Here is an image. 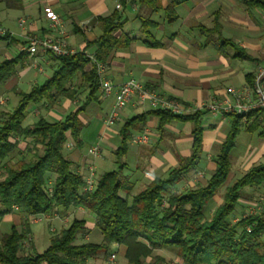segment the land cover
Returning a JSON list of instances; mask_svg holds the SVG:
<instances>
[{"label": "trees", "instance_id": "1", "mask_svg": "<svg viewBox=\"0 0 264 264\" xmlns=\"http://www.w3.org/2000/svg\"><path fill=\"white\" fill-rule=\"evenodd\" d=\"M136 1L140 7L151 11L162 10L164 21L172 24L177 20L175 8L183 0H166L165 4L163 0ZM242 3L248 13L252 10L264 12V0H242ZM138 19L144 43L157 44L151 30L159 23L142 15H138ZM98 21L102 33L95 41L92 57L104 63L114 48L127 46L131 38L124 33L115 34L120 26L118 15L99 17ZM213 29L219 31L217 23ZM207 30L201 26V31L211 36ZM226 44L236 48L231 40L219 42L220 47ZM235 57L245 59L248 55L237 50ZM19 58L21 54L18 58L0 62V84L12 75ZM57 58L59 68L49 78L27 93L19 92L15 108L0 113V165L3 170L0 217L12 211L14 205L26 215H52L55 211L81 206L95 216L102 238L99 243L89 240L76 243L79 233L84 232L85 221L73 218L67 227L51 232L43 251L36 252L33 248L28 251L22 247L30 234L29 222L25 219L21 229L11 226L10 231L1 236L0 264H87L88 259L107 251L113 244L124 247L127 264H145L146 259H149L146 264H166L163 254H153L156 249L173 252L177 259L173 264H264V207L230 222L242 189L264 183V163L253 165L226 186L222 202L210 218L204 215L206 204L226 181L230 151L240 129L258 131V135L264 137V108L249 112L245 120L239 114L225 113L231 119V127L216 157L214 173L205 183L182 192L175 191V186L197 167L202 153L201 112L174 115L167 110H152L151 113L158 116L159 129L173 118L192 121L190 153L180 158L165 177H155L130 200L119 193L124 186L121 157L126 153L132 132L142 131L146 126V116L138 114L125 119L118 131L120 143L115 150L118 169L99 174L93 189L84 191L82 173L66 156L64 148L68 138L81 147L79 134L84 123L79 114L83 108L69 112L62 120L49 121L40 116L34 122L22 125L29 103L51 105L60 95L73 96L75 90H70V86L79 73L80 82L89 91L88 101L96 99L94 94L98 92L99 82L94 61L83 50ZM253 78L248 79L250 85ZM22 141L25 143L23 149L19 147Z\"/></svg>", "mask_w": 264, "mask_h": 264}, {"label": "crops", "instance_id": "2", "mask_svg": "<svg viewBox=\"0 0 264 264\" xmlns=\"http://www.w3.org/2000/svg\"><path fill=\"white\" fill-rule=\"evenodd\" d=\"M216 1L220 2L221 6L224 4L227 7L228 0H188L186 2L187 6L183 7L181 14L175 10L177 13V20L175 22L168 24L164 21V18L157 21L159 23L158 27L151 30V35L157 41V44L147 45L143 41V33L138 19V15H142V7L138 5L136 0H0V25L6 32L5 36H0V62L18 58L21 54L20 61L16 65L12 75L4 83L0 84V97H8L7 101H5L6 103L2 106L4 110L1 113L10 112L8 109L11 105L10 93L14 94L19 100V92H29L33 86L42 84L59 68L57 56L51 53H44L38 50L34 55H29L24 50L27 36L37 35L42 37L53 35L62 39L69 48L77 52L83 50L86 55H92L96 47L95 41L102 33L101 23L98 21V18L112 16L113 14L118 15L120 24L115 34L124 33L131 38L127 46L114 48L104 62L103 76L108 78L115 86H118L128 78H134L164 97L176 99L189 105H193L194 102L199 100H224L225 98L232 100V95L227 92V88L250 86L248 82L249 77L254 76L258 67L264 65V46L259 40L261 32L264 29H261L258 18L262 16V13L256 12L258 14L256 15L253 11L248 13L244 9L238 18H234L241 28L236 33H232L229 30V37H223V27L220 18L221 9L217 8L212 12L208 11L211 4ZM233 1L235 0H231V2ZM182 4L180 3V5ZM45 7H50L60 17L61 26L64 31L63 36H60L58 30L51 27L49 21L45 18ZM203 19H209V23L203 24L199 22ZM189 20L196 21L197 24L195 25L194 22L190 23ZM176 22L180 27L188 24V27L185 25L186 29H188V34H194L195 28L200 33L205 34V32L201 31V26H203L210 30H207V32H211L212 35L216 34L219 38L218 40H205L204 43H195L187 39L183 35V32L177 31L179 30L178 28L170 33L166 32L165 25H173ZM216 23L220 28L219 31L213 29ZM234 35L239 39L234 40ZM223 39L233 41L236 48L230 44L220 47L219 42ZM228 46L230 50H226ZM237 50L245 51L248 58L235 57ZM243 62H247L251 66H244ZM89 65L90 63H88ZM80 75V73L77 74L78 78L74 79L70 86V90H75L73 96L60 95L51 105L35 104L32 115L36 117V120L40 116H43L49 121H55L62 120L69 112L83 108L79 114L84 123V127L79 134L82 142L81 147L74 144L70 138L64 143L66 152H74L73 157L67 156V154L66 156L70 158L78 171L83 173L85 170H89V168L95 170V161L97 159H101L103 162L108 161L107 158L101 155L95 158L89 156L85 150L86 147L95 145L100 148V143L109 145L117 163L115 150L120 140L117 145L113 144L111 140L113 135L120 138L118 131L122 124L115 128L118 122L113 124L114 127L111 130L105 129L104 120L113 104V95L101 97L98 91L94 94L96 99L88 101L89 91L80 82ZM18 100L12 102V105H14L13 109L17 105ZM93 103L104 110V114H98L97 116L101 127L97 130L96 137H94L95 135L92 132H86V129H89L90 121L95 118L92 116L90 117L92 119H87V116H85L87 109ZM40 110H43V112L39 113L38 111ZM152 110L154 109H151L147 104L140 105L137 102H131L121 110L120 119L123 120L138 114H145V127L149 128V130L154 128L156 133L149 144L127 142L126 153L121 157V160L129 154L133 155L135 160L144 156L148 159L149 165L143 168L140 165L137 166L136 172L129 176L125 171L127 170V165L122 162L124 163V167L121 170V177L124 182L122 192L126 196L131 195L134 185H140L145 188L155 177H165L171 168L177 166L181 153L174 152L175 150L172 151L173 145L168 147V143H166L168 139L174 140V146H185L183 151L186 153L183 154V157L190 153L192 121L173 118L159 129L157 126L158 116L152 114ZM197 111L192 110L188 115ZM198 112H201L200 120L203 128L202 153L197 167L189 171L175 186V191L177 192H182L197 184L205 183L214 173L216 157L230 131L231 119L227 114H213L207 110H200ZM38 113L40 115H37ZM186 123L190 124V132L187 137L181 140L180 133L185 129V126L182 125ZM83 130L84 132L81 134ZM242 130L249 134H255L261 141L264 139V137L258 135V131L248 132L244 128L240 129L238 135ZM90 135L94 138V144L85 147L84 137H89ZM161 143L167 145L165 146L167 148L163 149L160 147ZM24 146L25 143L23 141L20 142L19 147L23 149ZM250 152V155L243 164L245 172L253 165L264 163L259 162L264 158V142H261L258 148ZM103 162L101 161L100 163L103 164ZM106 171L104 170L101 173ZM244 188L246 189L243 193L247 190H260L262 193L260 198L263 199L264 183L259 187L246 186ZM222 197L216 198V204L218 203L216 207L222 202ZM241 204L243 206L241 205L239 209L246 212L249 206L245 205L243 199ZM55 212L53 213L55 218L48 228L49 232L51 229L54 231L55 228L56 231H59L61 228L67 227L73 218H78L85 221V229L84 232L79 233V239L81 238L80 240L82 241L89 239V230L96 224L93 213L81 206H73L67 211ZM239 213L238 211L237 215ZM69 218H71L70 221L68 220ZM25 219H27L25 214L12 210L0 217V225L3 221H9L11 222L9 231L11 226H15L19 230L22 228ZM33 223L37 222H29V226L34 243V235L31 228V224ZM47 223L50 224L48 221ZM8 232L2 233L0 239L3 234ZM32 248L35 249V245ZM122 252H124V247Z\"/></svg>", "mask_w": 264, "mask_h": 264}, {"label": "rangeland", "instance_id": "3", "mask_svg": "<svg viewBox=\"0 0 264 264\" xmlns=\"http://www.w3.org/2000/svg\"><path fill=\"white\" fill-rule=\"evenodd\" d=\"M188 0H183V6L182 5H178L175 10L177 11V13H182L183 12V7L184 6H187L186 2ZM167 1L166 0H163V4H165ZM217 8H220V18H221V22H222V35L223 37H229V30L232 31V33H236L239 28H241V26L239 24H237L234 20V18H238L239 14L240 13H243L241 11H244V8H243V4H242V0H235L233 2H231V0H228L227 1V7L223 4V6H221L220 2L216 1L215 3H212L211 6L208 8V11L209 12H212L214 9H217ZM254 12V14L258 15L256 12H259V13H262V16L261 17H258L259 18V21H260V26H261V29H264V12L262 11H259V10H252ZM251 11V12H252ZM142 16H146V17H150L151 19H154L156 21H160L162 20L164 17H163V11L162 10H159V11H151L150 9L146 8V7H142ZM190 23H193L196 25L197 22L196 21H191L189 20ZM199 22H202L203 24H208L209 23V19H203ZM177 23V22H176ZM173 24V25H168L166 24L165 25V30L166 32L170 33L172 31H175L177 30V28L179 30V32H183V35L187 38V39H190L191 42H200V43H204L205 40H212V39H216L218 40V36L216 34L214 35H211V36H208L206 33H200L198 31L197 28H195L194 32L195 33H199V34H188V29H186V26L188 24H185L184 26L180 27L178 26V23L177 24ZM1 26V25H0ZM2 27V26H1ZM188 27V26H187ZM186 35H185V34ZM261 38H259L260 42H262V45L264 46V30L261 32ZM230 38H233V37H230ZM234 40L236 39H239L237 38V36L234 35ZM226 50H230V47L228 46ZM55 56V55H54ZM244 66H251L250 64H248L247 62H243L242 63ZM261 68L263 69L264 68V65H261L258 67V69L256 70L255 74L259 71V69L261 70ZM246 71V70H245ZM260 72V71H259ZM254 74V76H255ZM253 82V81H252ZM230 88V87H229ZM231 88H234V87H231ZM243 88V87H241ZM7 97V96H6ZM9 97H10V100H11V105L9 106V111H11L13 109V106L12 105V102L13 101H17V97L10 93L9 94ZM1 98V97H0ZM2 98H5V96ZM8 98V97H7ZM7 98L6 101H7ZM132 102H135L132 101ZM6 102H4L3 104L0 105V113L2 112V110H4L2 108V106L5 104ZM97 105L95 103H93L86 111V115L87 116V119H92L90 117L94 116L95 118L92 119L89 123V129H86V132H92L96 137L97 135V130L100 129L101 125L100 122L97 120V116L98 114H104V110L103 109H100L98 106L96 107ZM114 106V101H113V104L111 106V109L113 108ZM127 106V105H126ZM35 107V104L34 103H29L27 108H26V111H27V116L26 118L22 121V125H26L28 123H31L33 121L36 120V117H34L32 115V110L34 109ZM124 108V107H123ZM119 109L118 110V117H116V119L114 120L113 124H116L118 123L115 128L117 126H119L120 124L123 123V119H120V115H121V110L123 109ZM110 109V111H111ZM41 111L43 112V110H40L38 111L39 113H41ZM109 111V113H110ZM37 114V115H40V114ZM108 116V115H107ZM106 116V117H107ZM105 123V122H104ZM113 124L111 125H107L105 126V129L106 130H111V128H113ZM182 126H185V129L184 127H182L184 130L181 131L180 135H181V140L185 137H187L189 135V129H190V124L189 123H186L185 125H182ZM84 130L82 131L81 134H83ZM155 129L154 128H151V130L149 131V135H150V142H152V139L153 137H155ZM84 140H85V147L88 146V145H92L94 144V138L92 135H90L89 137H84ZM120 138L119 136H114L113 135V138L111 140V142L113 144H116L119 142ZM174 140L172 141L171 139H168V141L166 143H168V147H170L171 145L172 146V151L174 152H177V153H181L179 155V157H183V154L186 153L185 151H183L185 149V146L183 145H179V146H174ZM261 142H264V139L263 141H261L260 139H258L255 134H249L245 131H241L240 134L237 136L236 138V143H235V146L234 148L232 149V151L230 152V157H229V161H230V168H229V173H228V176H227V179L224 183V185H222L216 195L206 204L205 208H204V215H205V218L209 219L213 210L216 208V198L217 197H222V194L224 192V189L227 185H230L232 184L235 180H237L239 177H241L244 173H245V170H243V164L245 162V160H247V157L250 155V151H252L253 149H256L258 148L260 145H261ZM148 143V144H149ZM100 148H101V152H100V155L103 156L104 158H107V162H103V160L101 159H97L95 161L96 163V166H95V170L92 169V172L94 174V181L96 180V178L98 177V173H101L102 171L104 170H107V171H110V170H117L118 167V163H116L115 161V155L114 153L112 152V149L109 145H105L104 143H100ZM167 145L161 143L160 147H162L163 149L167 148L165 147ZM189 147V145H188ZM187 147V148H188ZM89 148V147H88ZM87 147L85 148V150L87 151L88 149ZM99 148V149H100ZM218 149V148H217ZM216 149V150H217ZM67 156H70V157H73V154L74 152H66ZM18 157V156H17ZM16 158V156L13 157V160ZM101 158V157H100ZM103 162L100 163V162ZM121 162H124L126 163L127 165V170L126 173L130 175L134 174L136 172V168L137 166L140 165V167H145L146 165H149L148 163V159L145 158L144 156L142 158H138V160H135V158L133 157V155H126L124 158H122ZM259 162H264V158H262ZM258 162V163H259ZM104 163H107V164H104ZM257 163V162H256ZM88 169L85 170L82 174H87L88 173ZM96 171V172H94ZM2 175H3V170H2V165H0V178H2ZM122 179V177H121ZM143 188V186H140V185H134L133 187V191L131 193V195H127L126 197L128 198V200L131 199L132 197V194H136L139 190H141ZM246 188H244L242 191H241V197L240 199L238 200V205L236 206L235 210L233 211V213L230 215V222L231 223H234L236 222L237 220H239V218H241L242 216L246 215V214H254L255 212H258L259 210H261L263 207H264V196H263V199L260 198L261 196V192L260 190L257 189V191H250V190H247L243 193V191L245 190ZM120 195L122 196H125L124 193L121 191H119ZM243 193V194H242ZM242 199L245 201V205H248L249 207H247V211L245 212L244 210H240V206L243 204H241V201ZM244 208V207H242ZM12 210L14 211H17L19 212L20 209L19 207L17 206V208H12ZM240 212L238 215H237V212ZM21 213H23L22 211H20ZM56 213V212H54ZM25 214V213H23ZM26 215V214H25ZM237 215V216H236ZM55 216V215H54ZM52 215L50 214H46V213H37V214H32V215H26L27 217V220L28 222H37V223H33L31 224V228H32V231H33V235H34V243H33V238L31 236V234H28L27 235V239L23 241L22 243V247L25 249V250H28L30 251L31 248H32V245H35V250L36 252H41L43 251V249H45V247L47 246L48 244V237L51 235V232L53 231V229L50 230V232L48 231V228L50 227L49 225L52 224V220L55 218ZM46 220V222H45ZM69 221L71 220V218L68 219ZM47 221L50 223L48 224ZM11 225V222L9 221H3L2 224L0 225V235L4 232H8L9 231V227ZM53 227V225H52ZM250 227H247V230H249ZM56 231V228L53 232ZM89 233H90V237H89V241L90 242H93V243H99L101 241V233H100V230L99 228L97 227V225H93V227L89 230ZM81 239V238H80ZM79 239V235L77 237V240H76V243H79L80 240ZM123 247L122 246H117V245H111L107 251H102V252H99L96 257L92 258V259H88L87 261V264H127V261L123 255ZM114 254L115 257L114 259L111 261L110 260V254ZM157 253H160V254H163V256L165 257V263L166 264H173L175 261H177L176 257L174 256V253L169 251V250H166V249H156L153 251V254H157ZM149 259H146L145 260V264L147 263Z\"/></svg>", "mask_w": 264, "mask_h": 264}, {"label": "built area", "instance_id": "4", "mask_svg": "<svg viewBox=\"0 0 264 264\" xmlns=\"http://www.w3.org/2000/svg\"><path fill=\"white\" fill-rule=\"evenodd\" d=\"M44 16L49 21L50 26L58 30L60 36L64 35L61 26V19L56 12L50 7L44 8ZM23 22V21H22ZM5 29L0 26V36L5 35ZM24 50L29 55H34L38 50L48 52L55 56L71 55L77 53L76 50L69 48L66 43L53 35L39 37L37 35H29L26 38ZM95 63L96 73L98 75V91L101 97L113 95L114 106L108 116L105 118V125L113 124L118 117V110L125 107L135 100L138 104H147L151 109H160L170 111L174 115H186L192 110H207L210 113H235L242 116L245 120L246 115L255 110L264 108V68L255 74L253 82L250 86L243 88H227V92L232 95V100L225 98L224 100H207L196 101L193 105L180 102L176 99L167 98L156 91L144 86L141 82L134 78H128L118 86H115L108 78L103 76L104 63L97 62L88 55ZM6 101L0 98V105ZM108 127V126H107ZM149 128L144 127L142 131L132 132L130 142L135 144H148L150 142ZM100 149L98 146H90L87 154L91 157H99ZM94 174L92 168H89L87 174H82V190L91 191L94 187ZM12 208H17L16 205ZM115 255L110 254V260Z\"/></svg>", "mask_w": 264, "mask_h": 264}]
</instances>
